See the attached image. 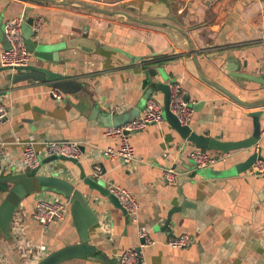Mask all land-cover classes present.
<instances>
[{
  "label": "crops",
  "instance_id": "1",
  "mask_svg": "<svg viewBox=\"0 0 264 264\" xmlns=\"http://www.w3.org/2000/svg\"><path fill=\"white\" fill-rule=\"evenodd\" d=\"M81 1L180 26L189 34L208 78L244 100L264 97V82L238 76L264 77V0ZM38 15L44 18L39 39L56 51L57 59L50 64L64 77L52 85L33 79L12 83L6 72H0V100L9 108L0 122V154L15 168L31 138L39 150L45 140L81 143V167L55 160L43 170L74 180L89 196L98 217L89 228L95 252L59 264H119L121 252L140 246V227L155 241L141 248L145 264H264V169L236 168L254 149L260 147L264 156L262 105H244L206 81L186 38L174 28L79 4L0 0V66L1 54L10 46L7 23ZM39 61L32 56V63ZM157 63L166 69L170 83L182 85L194 111L190 125L198 132L223 140L249 137L254 125L251 113L262 109L258 144L219 152L215 163L200 167L188 154L194 144L165 118L131 134L134 159L107 156L104 149L117 147L119 141L104 133L106 114L113 120L126 114L135 118L151 97L163 105L162 91L154 88L150 93L154 85L149 67ZM52 89L62 99L54 97ZM41 156L42 161V152ZM98 164L104 170L98 178L102 183H116L135 195L140 203L138 222L81 180L82 170L94 175ZM166 167L178 170L174 181L165 179ZM54 194L37 190L19 203L11 237L0 236V264H35L51 251L79 242L70 205L63 219L46 226L34 217L37 200L58 198ZM4 197L0 190V202ZM181 233L191 234L190 245L167 244L170 235Z\"/></svg>",
  "mask_w": 264,
  "mask_h": 264
},
{
  "label": "water",
  "instance_id": "2",
  "mask_svg": "<svg viewBox=\"0 0 264 264\" xmlns=\"http://www.w3.org/2000/svg\"><path fill=\"white\" fill-rule=\"evenodd\" d=\"M51 1L68 4H79L85 8H90L95 11L107 14H121L139 22L174 28L186 38L189 49L193 53V58L200 70V75L206 81L214 84L215 86L226 92L233 99L244 105H264V97L251 101L244 100L219 82L208 78L201 68L197 52L192 45L189 34L186 32V30L174 23L155 19L141 18L125 10L106 8L81 0ZM34 21V16L23 18L22 32L28 50L32 52L34 58L40 60L39 63L41 64L30 62L26 65L17 66L1 65L0 72H6L7 80L11 81L12 83L19 82L23 79H33L45 84L52 85L54 83H57L58 80L63 79L64 75L51 67L50 62L57 59V56L55 55L56 51L50 49L52 45L39 38H33ZM149 73L152 76V83L154 85V87L150 89V93L154 88L163 92V111L165 118L180 133L183 139L192 142L194 144V147L210 151H218L215 156L219 157V152L227 153L237 149L255 147L256 144H258L263 129L260 121V115L263 111L262 109L253 111L251 113L254 118V125L253 132L249 137L239 140H223L216 136L201 133L196 131L190 124H183L179 120V118L171 111L170 82L168 80V73L163 65L157 63L154 66L149 67ZM233 75L237 76L236 74ZM249 75L250 74H242L238 76H246L248 78L264 82V77ZM130 119L132 118H129V114H126V117H124L123 119L114 118V120L111 115L106 114V119L104 121L106 122V125L108 127L112 125L122 124ZM258 159L264 160V156L261 152L260 147L256 150L254 149L246 160L236 164L238 172L248 170L252 171L254 164ZM55 160L70 161L79 165L80 167L82 165L79 157L56 154L47 156L42 159L40 165L36 168L19 172H12L7 175L0 176V190L5 192V197L0 202V236L3 235L6 238L11 237L12 222L15 212L19 207V203L29 194L34 193L37 190L51 191L55 193L54 195H56L57 197L64 198L69 201L75 226L79 231V242L68 244L61 248L55 249L43 256L35 264H59L64 260L74 257H91L92 253L95 252V247L89 243V228L92 224L98 222V217L92 209L90 198L85 194V191L76 184L74 180H71L66 176H61L60 174H55L54 172L49 173L43 170L47 164ZM80 178L91 189V191H98L102 196L108 197L115 206H118L127 212V209L121 204L117 195L113 193L108 188V186L102 183L100 179H98V177L94 175H88L84 170H82L80 173ZM137 250L141 252V247L137 246Z\"/></svg>",
  "mask_w": 264,
  "mask_h": 264
},
{
  "label": "built area",
  "instance_id": "3",
  "mask_svg": "<svg viewBox=\"0 0 264 264\" xmlns=\"http://www.w3.org/2000/svg\"><path fill=\"white\" fill-rule=\"evenodd\" d=\"M43 16L35 17L33 25V38L38 39L42 31ZM23 18L17 17L7 23V35L9 39V48L1 54L2 65H26L31 62L33 56L32 52L28 50L22 32ZM171 99L170 109L179 118L183 124H190L193 116V108L187 102L184 96L182 85L175 81L170 83ZM57 99H62V94L55 89L50 91ZM264 110V105H262ZM9 113V108L5 101L0 100V122H3ZM165 120L163 105L154 97L147 100L143 112L130 120L125 121L119 125H112L106 127L104 133L108 137L118 139L119 145L117 147H107L104 152L111 158L122 157L124 161H130L135 158V150L130 141V136L134 132L146 129L152 123H160ZM37 140L29 139L25 142L22 157L15 161V168L6 162L0 154V176L7 175L13 171H23L27 169L36 168L41 163V152L44 157L52 155H67L79 157L82 154L81 143L76 139H52L42 141L43 149L39 150ZM193 162L200 167H204L215 163L217 157L213 151L194 147L188 152ZM264 169V162L259 161L254 164L252 171H262ZM178 170L174 167H166L163 170L164 177L167 181H174L178 175ZM104 174L103 167L96 165L94 168V175L98 178ZM108 188L117 195L121 204L127 209L132 220H139L138 214L140 203L135 195L127 188L116 183H109ZM69 201L62 198H55L48 200L45 197H40L37 200L34 217L44 226L51 222L63 219L69 213ZM140 237V247L146 246L155 242L144 227L138 229ZM193 241V237L189 233L173 234L167 239V244L176 248H185ZM119 264H145L141 257V252L137 247H129L121 252L119 256Z\"/></svg>",
  "mask_w": 264,
  "mask_h": 264
}]
</instances>
